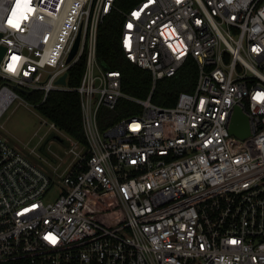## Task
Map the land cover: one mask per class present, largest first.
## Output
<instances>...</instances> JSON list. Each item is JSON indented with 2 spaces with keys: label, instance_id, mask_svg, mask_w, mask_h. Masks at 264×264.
<instances>
[{
  "label": "built area",
  "instance_id": "built-area-1",
  "mask_svg": "<svg viewBox=\"0 0 264 264\" xmlns=\"http://www.w3.org/2000/svg\"><path fill=\"white\" fill-rule=\"evenodd\" d=\"M118 1L58 0L51 9L52 0H30L35 10L15 28L7 21L19 16L16 0H0V122L14 103L32 105L21 91L42 92L45 102L75 90L86 137H67L73 161L60 174L0 135V264H264V101L256 98L264 0H141L129 11ZM113 11L125 18L123 53L152 73L153 90L192 59L194 92L173 107L154 104L152 93L125 94L120 72L97 57L99 27ZM83 57L71 89L69 72ZM121 98L140 113L101 130L100 108L115 110ZM237 107L247 138L230 131Z\"/></svg>",
  "mask_w": 264,
  "mask_h": 264
},
{
  "label": "trees",
  "instance_id": "trees-1",
  "mask_svg": "<svg viewBox=\"0 0 264 264\" xmlns=\"http://www.w3.org/2000/svg\"><path fill=\"white\" fill-rule=\"evenodd\" d=\"M141 0H119L118 6L129 11ZM124 16L113 11L99 27L97 57L106 70H116L121 74L122 91L134 98L147 99L152 93V102L163 107L176 105L182 92H194L198 80V67L192 59L172 78L158 81L153 90V76L148 70L131 63L120 45ZM86 58L83 57L69 72L68 86L80 85L85 71ZM22 96L44 116V118L68 135L70 138L86 144L83 129V116L80 94L75 91H54L45 102L42 92L21 91ZM142 106L134 101L121 98L115 110L101 107L98 123L101 130H106L122 118L140 113Z\"/></svg>",
  "mask_w": 264,
  "mask_h": 264
},
{
  "label": "rangeland",
  "instance_id": "rangeland-1",
  "mask_svg": "<svg viewBox=\"0 0 264 264\" xmlns=\"http://www.w3.org/2000/svg\"><path fill=\"white\" fill-rule=\"evenodd\" d=\"M58 0H52L54 9ZM34 105L14 103L0 122V135L14 147L32 159L40 168L52 172L57 168L62 174L73 161L69 153L71 146L68 135L53 129ZM61 179L58 180L60 184ZM60 190L54 191V197Z\"/></svg>",
  "mask_w": 264,
  "mask_h": 264
},
{
  "label": "water",
  "instance_id": "water-1",
  "mask_svg": "<svg viewBox=\"0 0 264 264\" xmlns=\"http://www.w3.org/2000/svg\"><path fill=\"white\" fill-rule=\"evenodd\" d=\"M1 38V33H0ZM80 43V34L78 35L76 42L72 48V51L69 55L68 62L72 61L78 51ZM6 51V48L4 46H0V62L4 56V53ZM59 84H65L66 83V75H64L59 81ZM230 131L232 134L247 138L250 135V129L248 124V117L243 113L242 109L237 107L234 111L232 122L230 126Z\"/></svg>",
  "mask_w": 264,
  "mask_h": 264
},
{
  "label": "snow or ice",
  "instance_id": "snow-or-ice-1",
  "mask_svg": "<svg viewBox=\"0 0 264 264\" xmlns=\"http://www.w3.org/2000/svg\"><path fill=\"white\" fill-rule=\"evenodd\" d=\"M16 9H19V16L18 18H16L15 20H13L12 18L8 19V23L15 27V28H19L20 27V22L22 20L27 19L28 17V13L33 12L35 9L34 7L31 5L30 0H16V6L15 9L12 12V16L13 17H17V12ZM19 57L17 56H13V61H18ZM9 70L11 71H15V67L13 64H9L8 65ZM258 100L264 101V94H257L256 97Z\"/></svg>",
  "mask_w": 264,
  "mask_h": 264
}]
</instances>
